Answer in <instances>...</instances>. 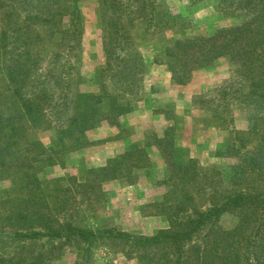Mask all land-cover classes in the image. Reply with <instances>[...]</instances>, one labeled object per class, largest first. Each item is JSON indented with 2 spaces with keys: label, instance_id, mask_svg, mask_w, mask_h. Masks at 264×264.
Listing matches in <instances>:
<instances>
[{
  "label": "trees",
  "instance_id": "16d2710c",
  "mask_svg": "<svg viewBox=\"0 0 264 264\" xmlns=\"http://www.w3.org/2000/svg\"><path fill=\"white\" fill-rule=\"evenodd\" d=\"M188 1L194 6L202 0ZM80 2L0 0V15L6 13L11 20L13 11L17 13L13 25L9 24L0 34V56H8L5 60L10 61L0 68L1 79L6 80V89L0 94V181L15 177L5 165L7 159L16 161L23 149H43L40 140L26 139L30 130L58 125L56 141L64 147L67 140L85 143L87 133L104 122L120 126L121 119L136 111V104L141 101L147 70L133 41L134 25L143 21L145 32L149 33L173 28L174 18L161 0H99L106 31V61L98 75L87 78L79 74L78 80L99 82V92H79L72 98L73 72L77 69L72 62L62 64L64 52L59 50L63 45H54L50 67L41 64L44 56L38 51L34 54L33 49L42 39V29L52 27L49 39L54 40L56 33H61L74 41L65 44V48L79 50ZM217 8L225 16L245 19L212 35L176 38L153 63L166 66L172 82L181 87L189 85L195 71L222 60L234 67L233 77L214 95L195 96V102L230 132L226 146L216 152V157L231 158L234 163L210 175L197 168L196 160L183 162V151L174 138L175 128L168 127L157 140L168 163L167 181L171 183L160 206V214L168 220L167 229L151 237L110 229H81L61 221L56 225L46 222L41 228L11 229L0 240V264H42L41 253L7 254L4 245L19 243L25 248L45 238L75 241L79 248L87 244L85 255L98 241H113L127 246L147 264H264V0H217ZM62 23L68 26L54 29ZM11 46L15 50H1ZM237 106L256 112L248 118L244 131L234 127L233 112ZM254 138L256 149L246 150ZM24 139L26 146H21ZM135 148L136 144L126 148L127 162ZM35 161L28 159V169L33 172L56 166L48 155ZM112 162L118 161L109 160V164ZM32 177L29 187L38 179L29 175ZM200 195L208 200L206 205L196 204ZM15 212L8 219L24 216L19 210ZM225 216L235 218L234 226L224 227ZM85 262H89L86 257Z\"/></svg>",
  "mask_w": 264,
  "mask_h": 264
},
{
  "label": "rangeland",
  "instance_id": "374dc122",
  "mask_svg": "<svg viewBox=\"0 0 264 264\" xmlns=\"http://www.w3.org/2000/svg\"><path fill=\"white\" fill-rule=\"evenodd\" d=\"M161 1L174 18L171 30L145 32L143 21H138L133 27L136 51L143 56L147 69L136 111L122 118L120 126L104 122L99 128L89 131L83 144L67 140L68 143L62 147L56 141L58 125L51 129L28 131L26 139L40 140L44 147L20 150L16 161L6 160L7 169L15 173V177L0 181V240L11 229L41 228V224L51 222L56 225L57 221L69 222L81 229H110L147 237L167 229L168 220L160 214V206L171 189V183L167 181L168 163L157 140L171 126L175 128L176 144L183 151V162L196 160L197 168L210 175L234 163L231 158L216 157V152L226 146L230 132L212 113L195 102V96L214 95L233 77L234 67L222 60L195 71L189 85L181 87L172 82L166 66L155 64L153 60L160 57L164 48L176 38L212 35L220 28L240 24L245 18L225 16L217 8V0H202L194 6L188 0ZM80 9L82 36L79 38V50L65 48V44L68 46L74 41L61 33L57 32L54 40L49 39L52 27L42 29V39L33 49L34 54L38 51L44 56L45 61L41 64L50 67L52 52L58 42L63 45L59 50L64 52L62 64L72 62L77 69L73 72L72 98L79 92H99V82L81 83L79 74L87 78L98 75L106 61V31L99 0H81ZM12 16L9 20L6 13L0 15V34L17 20L16 11ZM65 25L68 26L62 23L54 29L65 28ZM13 47L1 50L12 51L15 50ZM5 57L8 58L0 56V68L5 67L4 62H10ZM1 78L0 94H3L6 80ZM255 113L240 106L234 107V127L239 131L246 130L248 118ZM26 139L21 146H26ZM132 144L137 148L132 150L134 155L129 154L127 162L124 153ZM257 145L254 138L246 150L253 151ZM47 155L54 158L56 166L41 167L36 172L28 169V159L36 162ZM109 160L118 162L109 164ZM107 166H110L108 170H104ZM29 175L38 178L30 187L28 184L33 177L30 179ZM196 200L199 206L208 203L201 195ZM18 210L24 216L8 219L13 215L12 211L17 213ZM235 222L233 216L222 219L227 228L234 226ZM74 242L45 238L25 248L19 243H6L4 247L7 254L17 252L31 256L41 253L42 264H147L127 246L113 241H98L87 255L84 253L87 244L79 248ZM85 257L89 262H85Z\"/></svg>",
  "mask_w": 264,
  "mask_h": 264
}]
</instances>
